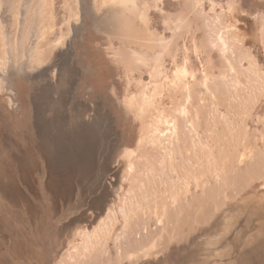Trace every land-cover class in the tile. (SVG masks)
<instances>
[{"label":"rangeland","instance_id":"obj_1","mask_svg":"<svg viewBox=\"0 0 264 264\" xmlns=\"http://www.w3.org/2000/svg\"><path fill=\"white\" fill-rule=\"evenodd\" d=\"M0 264H264V0H0Z\"/></svg>","mask_w":264,"mask_h":264},{"label":"bare ground","instance_id":"obj_2","mask_svg":"<svg viewBox=\"0 0 264 264\" xmlns=\"http://www.w3.org/2000/svg\"><path fill=\"white\" fill-rule=\"evenodd\" d=\"M179 75H181V73H179Z\"/></svg>","mask_w":264,"mask_h":264}]
</instances>
